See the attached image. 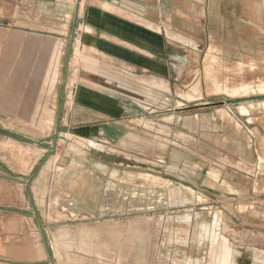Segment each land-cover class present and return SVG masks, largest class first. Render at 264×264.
<instances>
[{
	"label": "rangeland",
	"instance_id": "1",
	"mask_svg": "<svg viewBox=\"0 0 264 264\" xmlns=\"http://www.w3.org/2000/svg\"><path fill=\"white\" fill-rule=\"evenodd\" d=\"M96 1L0 0V165L30 168L31 176L57 155L49 147L70 53L56 165L71 185L62 197L82 191L70 179L83 164L108 182L103 209L94 196L79 205L93 216L55 221L61 210L47 196L54 264H264V99H251L264 94V0H210L207 41L192 28L199 47L163 38L158 54L143 58L150 70L82 42L84 10ZM171 1L185 22L203 16L204 0ZM26 39L40 43L28 62ZM55 45L50 85L33 72L41 48ZM80 86L95 91L94 108L73 105ZM71 115L72 125L120 126L80 140L69 133Z\"/></svg>",
	"mask_w": 264,
	"mask_h": 264
},
{
	"label": "crops",
	"instance_id": "2",
	"mask_svg": "<svg viewBox=\"0 0 264 264\" xmlns=\"http://www.w3.org/2000/svg\"><path fill=\"white\" fill-rule=\"evenodd\" d=\"M171 2V0H97V4H89L84 10L83 16L87 22L85 27L89 32L83 33L82 42L93 47L106 59L122 60L130 65L140 67L142 70H150V66L143 64V58L149 57L150 59L153 54H158L159 48L164 45L163 38L183 45L193 43L199 47L202 43L201 40L189 38L191 37L189 36L192 32L191 28L194 29L193 31L198 30L196 35H203L205 42L212 33L208 17L211 9L210 0H204L201 8L203 16L198 20V23L185 22L186 16L181 12H176ZM104 4L111 7L113 11L103 9ZM131 18L148 23L159 31L150 29ZM179 20L184 26H180ZM91 28L94 31L101 30L102 35H93L90 32ZM39 47L40 43L37 39L36 41L26 39L22 42L25 62H28L31 57L34 58ZM41 49L42 53H39L40 62L34 67L33 75L39 78L43 77L47 84L51 83L50 85H52L47 77L50 74L56 75L60 52L56 45L48 50L45 47ZM80 58L82 55L79 56ZM84 88L80 86L75 89L73 105L86 109L94 108L95 105L91 103L93 101L91 98H95V91ZM52 90V86L47 88V91L52 92ZM48 106H52L50 101H48ZM71 117L72 115L68 119L69 133L77 139H89V130L99 126H103V128L120 126V122L115 120L85 121L72 125ZM45 121L47 122V119ZM102 132L103 129L101 128L95 135L103 136ZM59 137L64 138L63 136ZM46 139L43 137L39 140ZM98 141L101 140L98 139ZM44 148L47 149L48 147ZM58 152H60L59 143L56 147L57 155L50 157L48 162L36 173L28 191L26 183L36 171L30 176V168H16L14 163L0 165V264H46L48 253L33 213L31 200L41 221L45 240L47 232L44 219L46 215H44L42 208L48 201L47 196L51 197L54 194L56 209L60 208L61 210V212L54 213L55 221L59 214V216L66 215L68 218L70 215L93 216L98 214L96 211L89 212L79 209V205L86 200H91L92 196L96 199V205L103 209L99 203L102 195L108 190V182L105 180L106 174L102 173L98 177H93V174L89 172L91 166L87 164L77 166L78 174L73 175L70 179L71 181L74 180L73 183L77 182L82 191L76 196L72 194V196L63 199V191L71 184L65 182L67 179L64 175L65 171L56 165L60 158ZM52 158L53 161H51ZM84 159L87 158L84 157ZM68 207H72L73 211L71 212Z\"/></svg>",
	"mask_w": 264,
	"mask_h": 264
},
{
	"label": "water",
	"instance_id": "3",
	"mask_svg": "<svg viewBox=\"0 0 264 264\" xmlns=\"http://www.w3.org/2000/svg\"><path fill=\"white\" fill-rule=\"evenodd\" d=\"M77 4L79 3V0H76ZM76 11H77V7H76ZM72 38V37H71ZM72 50V46H70L69 48V51L71 52ZM69 59H70V53H69V56H68V59H67V63H66V69H65V73H64V80H63V85H62V93H61V98H60V109H59V115H58V119H57V127L55 129V132L52 136V145L49 147L50 149V154H53L56 152V147H57V140H58V137H59V124H60V115L62 113V103H63V100H64V94H65V89H66V83H67V75H68V66H69ZM264 99V95H261V96H256L254 98H251V99ZM232 103H235L236 101H231ZM20 138L24 139V137L20 136ZM35 143H40V142H35ZM36 175V172L34 173V175L28 179L27 183H26V188H27V191H28V187L33 179V177ZM31 204H32V209H33V213H34V216L37 220V223L39 225V228H40V232L42 234V237H43V240H44V243H45V246H46V249H47V253H48V263L49 264H54V258L51 254V250H50V247L48 246L46 240H45V237H44V232H43V228H42V224H41V221L38 217V213H37V210L33 204V201L31 200Z\"/></svg>",
	"mask_w": 264,
	"mask_h": 264
},
{
	"label": "bare ground",
	"instance_id": "4",
	"mask_svg": "<svg viewBox=\"0 0 264 264\" xmlns=\"http://www.w3.org/2000/svg\"><path fill=\"white\" fill-rule=\"evenodd\" d=\"M105 8V7H104ZM106 9V8H105ZM95 51V50H94ZM78 56V55H77ZM66 85H67V83H66ZM264 95V94H263ZM257 96H261V95H257ZM81 140V139H80ZM82 142V141H81ZM87 143V142H86ZM98 145H96V147H97ZM96 147H94L93 146V148H96ZM97 149V148H96Z\"/></svg>",
	"mask_w": 264,
	"mask_h": 264
}]
</instances>
